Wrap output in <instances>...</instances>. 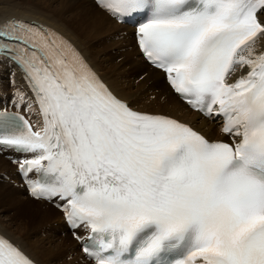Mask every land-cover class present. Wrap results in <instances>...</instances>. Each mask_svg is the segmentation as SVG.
<instances>
[{
	"label": "snow or ice",
	"instance_id": "1",
	"mask_svg": "<svg viewBox=\"0 0 264 264\" xmlns=\"http://www.w3.org/2000/svg\"><path fill=\"white\" fill-rule=\"evenodd\" d=\"M94 2L115 21L142 14L140 52L231 142L134 111L66 41L13 19L0 59L24 73L38 119L0 112V148L23 157L30 195L87 231L88 264H264V0ZM0 264L34 262L0 237Z\"/></svg>",
	"mask_w": 264,
	"mask_h": 264
},
{
	"label": "bare ground",
	"instance_id": "2",
	"mask_svg": "<svg viewBox=\"0 0 264 264\" xmlns=\"http://www.w3.org/2000/svg\"><path fill=\"white\" fill-rule=\"evenodd\" d=\"M64 1L55 3L56 0H25L24 2L16 4L14 1H11L10 5L6 2L0 3L5 5L0 7V24L15 19L54 29L80 52L88 65L94 70L99 78L104 81L111 93L123 102L125 101L129 107L133 108L134 110L147 113L171 116L190 124L193 126V128L201 132L203 135L205 134L211 140L220 139L216 137L218 134L214 125L199 118L197 114L186 110L184 106L176 99V97L170 93L168 86L165 83L159 85L161 91H164V103L162 105H155L153 102H149L148 98L141 95L139 88L133 87L132 89V86H126L125 84H121V82L117 79H114L113 77L115 75L111 69L109 71L112 73V75L107 74L105 72V66H103V62L100 59L95 58L94 53H92L93 50L90 48L91 41L89 38H87L88 34L94 30L99 31L100 29L115 30L119 40L125 43L130 41V44L134 45L132 35L130 34L131 29L126 26H119L115 24L107 15L97 9L91 0ZM71 5L81 7L86 15V19L83 18L79 21L67 19V17L63 14L65 11H67V7H70ZM52 13L57 14L61 18L52 16ZM80 21H83L85 24L83 29L82 27L78 26ZM79 30H81V33ZM122 31H125L124 35L120 34ZM92 34L95 35L94 33ZM256 50L257 52H264V38L257 40ZM137 57L139 61H142L138 54ZM143 78L146 84L151 82L155 85L156 82L163 77L158 71L147 67L143 72ZM11 94L15 95L16 97H21V95L24 94L27 98H30V95L23 89L20 75L16 71L15 67L8 61L0 59V100L7 103L10 101L9 97ZM26 101L30 102V100L27 99ZM150 106H152L153 109H149ZM161 109L166 111H162ZM29 115L35 117V115L30 112ZM8 171L13 172L12 164L8 163L0 156V174L5 173L8 176L7 181L10 183L14 181L17 184L16 188L22 190V193L23 191L24 193L26 192L30 198H25V201L30 206V211L32 213L31 214L30 212H27L25 214L29 220H31L30 218H33L34 215L37 217L39 222L52 225V223H56L62 219V214L60 211L53 209L40 200L32 199L27 189H23V187L17 183L14 176L11 177V173H8ZM63 231L66 232L64 224ZM0 236L19 246L35 264H45L41 257H39V255L42 254L40 253L41 251L39 252L36 250L38 243H32L30 240L25 241L20 235L15 237V234L8 231L2 224H0ZM65 236L67 237V235ZM75 250L78 256L77 245L75 246Z\"/></svg>",
	"mask_w": 264,
	"mask_h": 264
},
{
	"label": "rangeland",
	"instance_id": "3",
	"mask_svg": "<svg viewBox=\"0 0 264 264\" xmlns=\"http://www.w3.org/2000/svg\"><path fill=\"white\" fill-rule=\"evenodd\" d=\"M11 1L16 4L25 0H0V3L6 2L10 5ZM61 1L64 0H56L55 3H60ZM2 6L5 5L0 4V7ZM63 15L67 19L76 21L83 18L86 19L83 9L76 5L67 7V11ZM52 16L61 18L53 13ZM78 26L83 29L85 24L80 21ZM79 32L81 33V30ZM87 38L91 41L90 48L93 50L94 57L103 62L107 74L112 75L109 71L111 69L115 75H113L114 79L126 86H132V89L133 87L139 88L141 95L148 98L149 102H153L155 105L164 103V91H161L159 86L164 84L163 79H159L155 85L151 82L149 84L145 83L143 72L147 66L143 61L138 60L136 49L134 45L130 44V41L125 43L118 39L115 30L105 29L94 30L88 34ZM140 77H142L141 80L137 81ZM149 109H153V107L150 106ZM161 110L166 111L164 109ZM8 173H11V177L13 176V172L8 171ZM0 180V224L5 226L8 231L14 233L15 237L20 235L25 241L30 240L32 243H38L36 250L41 251L40 253L42 254L39 257L45 264H73V258L68 260V256H72L74 253L73 257H77L76 244L71 236L63 231L62 219L56 223L51 221L52 225L39 222L34 215L29 220L25 216L27 212L31 213L30 206L25 201V198H29L27 193H24V191L22 193V190L16 188L17 184L14 181L10 183L2 177H0Z\"/></svg>",
	"mask_w": 264,
	"mask_h": 264
}]
</instances>
